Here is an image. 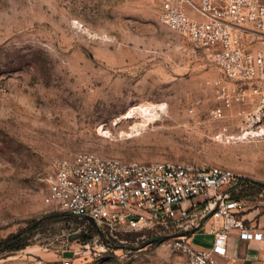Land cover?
<instances>
[{
    "label": "rangeland",
    "instance_id": "rangeland-1",
    "mask_svg": "<svg viewBox=\"0 0 264 264\" xmlns=\"http://www.w3.org/2000/svg\"><path fill=\"white\" fill-rule=\"evenodd\" d=\"M159 3L0 0V264H185L170 233L147 245L138 231L106 239L46 205L68 154L221 166L264 184V137L246 135L244 108L213 115L221 74L160 24ZM145 106L156 113L140 127ZM238 196L244 222L264 211V187ZM190 238L213 241L205 230ZM15 239L25 247L11 250Z\"/></svg>",
    "mask_w": 264,
    "mask_h": 264
},
{
    "label": "built area",
    "instance_id": "built-area-1",
    "mask_svg": "<svg viewBox=\"0 0 264 264\" xmlns=\"http://www.w3.org/2000/svg\"><path fill=\"white\" fill-rule=\"evenodd\" d=\"M158 20L220 72L213 115L244 108L246 135L264 137V0H160ZM248 181L221 166L125 162L79 152L56 162L42 199L73 217L91 218L106 239L119 231H138L142 238L170 233L185 264H217L214 254L226 253L231 230L264 241V226H246L242 200L231 197ZM208 221L212 248H197L189 238Z\"/></svg>",
    "mask_w": 264,
    "mask_h": 264
},
{
    "label": "crops",
    "instance_id": "crops-1",
    "mask_svg": "<svg viewBox=\"0 0 264 264\" xmlns=\"http://www.w3.org/2000/svg\"><path fill=\"white\" fill-rule=\"evenodd\" d=\"M194 202L200 203L201 199H194ZM248 217L251 222L246 221V226L252 227L255 231L264 226V211L259 214L258 209L254 210ZM210 227L211 221H208L197 230V233L205 230L212 236L214 241V235L209 232ZM189 240L191 242V238ZM212 245L207 250H210ZM225 245L226 253L224 255L214 254L217 264H264V241L244 240L239 238L236 230H231L226 238Z\"/></svg>",
    "mask_w": 264,
    "mask_h": 264
},
{
    "label": "trees",
    "instance_id": "trees-1",
    "mask_svg": "<svg viewBox=\"0 0 264 264\" xmlns=\"http://www.w3.org/2000/svg\"><path fill=\"white\" fill-rule=\"evenodd\" d=\"M263 187H264V184H262V183H258V182H253V181H248L247 182V184H242L241 185V187L240 188H238V191L237 192H235L234 190H231V197L232 198H235V199H239L240 198V196H238V194H240L243 190H247V189H263ZM77 218V217H76ZM79 219V218H78ZM79 220H81V219H79ZM16 240L17 239H15L14 241L12 240V242H10L8 245H11L10 247H11V250H15V251H17V250H20V249H22V248H24L25 247V244H23V243H18V242H16ZM161 240H159V241H156V242H160ZM153 243H155V242H153Z\"/></svg>",
    "mask_w": 264,
    "mask_h": 264
},
{
    "label": "bare ground",
    "instance_id": "bare-ground-1",
    "mask_svg": "<svg viewBox=\"0 0 264 264\" xmlns=\"http://www.w3.org/2000/svg\"><path fill=\"white\" fill-rule=\"evenodd\" d=\"M158 107L162 109V108H164V104L158 105ZM139 110L141 111V114H142V117H143V121H144V123L142 125H140V127H143V126H146L153 119V117L155 116L156 112L152 113L153 108L150 110V106L140 107ZM131 111H134V109L128 111L127 114L124 115L123 117L124 118H129L132 115ZM137 130H138V128H137ZM263 132H264V129H263Z\"/></svg>",
    "mask_w": 264,
    "mask_h": 264
},
{
    "label": "water",
    "instance_id": "water-1",
    "mask_svg": "<svg viewBox=\"0 0 264 264\" xmlns=\"http://www.w3.org/2000/svg\"><path fill=\"white\" fill-rule=\"evenodd\" d=\"M81 219L84 220V221H87V223L89 225H92L94 227L96 226L95 222L91 218H89L87 216H82ZM79 237H84V233H82V232L81 233H73L68 238L69 239H76V238H79ZM167 237H168V235L153 236V237L150 238L149 242H147L145 245H147L148 243H153V242L159 241V240H164Z\"/></svg>",
    "mask_w": 264,
    "mask_h": 264
},
{
    "label": "flooded vegetation",
    "instance_id": "flooded-vegetation-1",
    "mask_svg": "<svg viewBox=\"0 0 264 264\" xmlns=\"http://www.w3.org/2000/svg\"><path fill=\"white\" fill-rule=\"evenodd\" d=\"M14 241V240H13Z\"/></svg>",
    "mask_w": 264,
    "mask_h": 264
}]
</instances>
